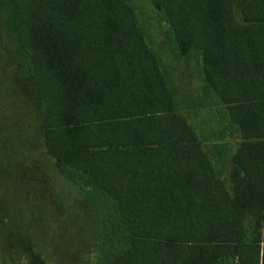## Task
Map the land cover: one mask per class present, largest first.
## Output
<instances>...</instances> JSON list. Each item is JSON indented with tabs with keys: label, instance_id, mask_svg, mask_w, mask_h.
I'll return each instance as SVG.
<instances>
[{
	"label": "trees",
	"instance_id": "obj_1",
	"mask_svg": "<svg viewBox=\"0 0 264 264\" xmlns=\"http://www.w3.org/2000/svg\"><path fill=\"white\" fill-rule=\"evenodd\" d=\"M149 3L194 92L133 0H0V46L37 90L38 142L83 188L82 209L109 201L123 246L106 264H264V0ZM209 95L240 135L225 178L179 111ZM21 211L1 217L10 264H44Z\"/></svg>",
	"mask_w": 264,
	"mask_h": 264
},
{
	"label": "rangeland",
	"instance_id": "obj_2",
	"mask_svg": "<svg viewBox=\"0 0 264 264\" xmlns=\"http://www.w3.org/2000/svg\"><path fill=\"white\" fill-rule=\"evenodd\" d=\"M133 1L152 43L162 45L163 59L180 90L194 92L198 78L193 65L187 66L174 56L162 39L166 23L151 8L149 0ZM28 76L7 60L0 46V255L10 264V238L3 233L6 224L1 217L7 214L8 220L15 219L19 215L16 210H22L18 220L28 226L33 247L40 252L44 264H106L107 255L123 246L117 237L119 222L111 218L114 211L109 201L97 194L93 195L97 212L91 202L82 209L86 206L81 197L83 188H77L71 178L66 180L65 170L43 151L38 142L41 106ZM179 111L205 147L212 169L225 178L230 154L240 135L223 104L209 95L203 104ZM16 143L22 145L20 150L15 149ZM10 146L16 152L11 153ZM258 243L260 260L264 262L263 228Z\"/></svg>",
	"mask_w": 264,
	"mask_h": 264
}]
</instances>
